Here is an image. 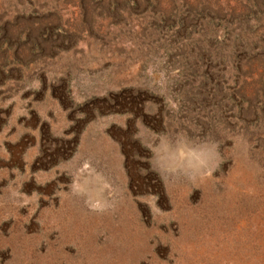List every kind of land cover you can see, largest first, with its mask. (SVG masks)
<instances>
[{
	"label": "rangeland",
	"instance_id": "obj_1",
	"mask_svg": "<svg viewBox=\"0 0 264 264\" xmlns=\"http://www.w3.org/2000/svg\"><path fill=\"white\" fill-rule=\"evenodd\" d=\"M0 264H264V0H0Z\"/></svg>",
	"mask_w": 264,
	"mask_h": 264
}]
</instances>
